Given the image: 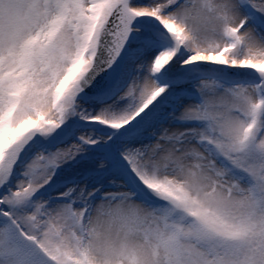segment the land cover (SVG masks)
I'll list each match as a JSON object with an SVG mask.
<instances>
[{
    "label": "snow or ice",
    "instance_id": "1",
    "mask_svg": "<svg viewBox=\"0 0 264 264\" xmlns=\"http://www.w3.org/2000/svg\"><path fill=\"white\" fill-rule=\"evenodd\" d=\"M0 264H264V0H0Z\"/></svg>",
    "mask_w": 264,
    "mask_h": 264
}]
</instances>
